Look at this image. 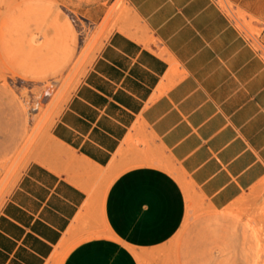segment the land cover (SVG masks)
I'll use <instances>...</instances> for the list:
<instances>
[{
	"label": "crops",
	"instance_id": "obj_1",
	"mask_svg": "<svg viewBox=\"0 0 264 264\" xmlns=\"http://www.w3.org/2000/svg\"><path fill=\"white\" fill-rule=\"evenodd\" d=\"M124 2L154 45L102 42L0 205V264H50L62 243L61 264H138L191 189L220 211L264 178V0H223L249 37L216 0Z\"/></svg>",
	"mask_w": 264,
	"mask_h": 264
},
{
	"label": "rangeland",
	"instance_id": "obj_2",
	"mask_svg": "<svg viewBox=\"0 0 264 264\" xmlns=\"http://www.w3.org/2000/svg\"><path fill=\"white\" fill-rule=\"evenodd\" d=\"M216 2L246 37L253 34ZM95 3L105 12L91 24L83 14ZM113 30L154 45L124 0H0V205ZM142 142L154 144L148 136ZM187 210L166 243L134 253L138 264H264V178L220 211L191 189ZM69 248L60 244L50 264H61Z\"/></svg>",
	"mask_w": 264,
	"mask_h": 264
},
{
	"label": "built area",
	"instance_id": "obj_3",
	"mask_svg": "<svg viewBox=\"0 0 264 264\" xmlns=\"http://www.w3.org/2000/svg\"><path fill=\"white\" fill-rule=\"evenodd\" d=\"M253 44L256 46V48L261 51V48L259 47V45L257 44V42L252 38Z\"/></svg>",
	"mask_w": 264,
	"mask_h": 264
}]
</instances>
